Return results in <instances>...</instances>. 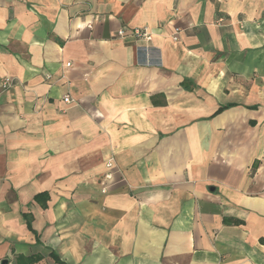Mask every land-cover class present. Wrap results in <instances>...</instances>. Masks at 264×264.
<instances>
[{
  "label": "crops",
  "instance_id": "crops-1",
  "mask_svg": "<svg viewBox=\"0 0 264 264\" xmlns=\"http://www.w3.org/2000/svg\"><path fill=\"white\" fill-rule=\"evenodd\" d=\"M3 78L0 264H264V0H0Z\"/></svg>",
  "mask_w": 264,
  "mask_h": 264
},
{
  "label": "built area",
  "instance_id": "built-area-1",
  "mask_svg": "<svg viewBox=\"0 0 264 264\" xmlns=\"http://www.w3.org/2000/svg\"><path fill=\"white\" fill-rule=\"evenodd\" d=\"M178 32H179V28H175V31L172 34L173 40L177 39ZM125 36H131L135 40L149 41L151 39V36H152V31L147 26L135 27V28H131V29L119 28L116 31V37L117 38H124ZM10 84H11V80L9 78H3L2 81L0 82V87L2 89H6L7 87L10 86ZM63 101L66 103H71L72 99L68 95H65V96H63ZM112 161H113L112 157H109L108 161L106 162V166L111 167ZM110 176H111L110 173L105 175V177H107V178H109Z\"/></svg>",
  "mask_w": 264,
  "mask_h": 264
},
{
  "label": "trees",
  "instance_id": "trees-1",
  "mask_svg": "<svg viewBox=\"0 0 264 264\" xmlns=\"http://www.w3.org/2000/svg\"><path fill=\"white\" fill-rule=\"evenodd\" d=\"M224 108H225V106H221L217 111H221ZM47 200H48V194L46 192H41V193H38L34 196V201H36L42 208L46 207V201ZM24 216H25L24 218L26 219L27 227L29 229H31V227H30V216L27 214H24ZM51 257L54 259L55 262H57L59 264H64V262H62L55 253H51ZM39 259H40V257L38 255H34V256L32 255L28 258H25L24 264L34 263V262L38 261Z\"/></svg>",
  "mask_w": 264,
  "mask_h": 264
},
{
  "label": "water",
  "instance_id": "water-1",
  "mask_svg": "<svg viewBox=\"0 0 264 264\" xmlns=\"http://www.w3.org/2000/svg\"><path fill=\"white\" fill-rule=\"evenodd\" d=\"M5 263H6V261H5V260H3L1 264H5Z\"/></svg>",
  "mask_w": 264,
  "mask_h": 264
}]
</instances>
